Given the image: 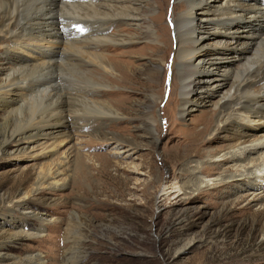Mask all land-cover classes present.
<instances>
[{
  "label": "rangeland",
  "instance_id": "374dc122",
  "mask_svg": "<svg viewBox=\"0 0 264 264\" xmlns=\"http://www.w3.org/2000/svg\"><path fill=\"white\" fill-rule=\"evenodd\" d=\"M143 1L129 3L147 15L141 16L139 28L129 23L114 29L121 37H136L134 43L86 50L131 63L123 83L117 82L119 73L98 69V61L83 67L89 77L62 65L52 72L60 84L49 93L29 96L11 117L0 110V264H264V148L247 151L240 161L231 157H242L246 148L229 147L241 130L264 141V121L236 119L225 133L207 137L203 155L186 147L196 140L205 116L227 101L244 70L264 63V38L251 45L248 62L231 59L223 49L237 40L211 33L201 51L196 41L193 59L206 60L217 50L228 59H214V65L232 74L213 72L210 85H219L217 92L208 98L197 93L200 104L181 117V78L173 66L176 41L169 32L173 6L180 1ZM17 2L24 15L33 12V0ZM199 12L195 9L194 19ZM241 35L238 41H251L246 31ZM65 42L40 53L13 45L8 57L0 47V67L20 62L23 67L53 50L61 57L74 54ZM156 46L162 49L154 52ZM151 71L158 76L155 81ZM91 81L122 94L121 107L116 103L122 116L105 127L107 140L96 133L85 137L81 131L87 129L72 127L67 134L23 140L18 147L10 132L45 112L49 94L68 100L74 89L91 90ZM173 82L178 105L169 126ZM112 95L105 91L98 102ZM41 226L45 231L39 234Z\"/></svg>",
  "mask_w": 264,
  "mask_h": 264
},
{
  "label": "bare ground",
  "instance_id": "6f19581e",
  "mask_svg": "<svg viewBox=\"0 0 264 264\" xmlns=\"http://www.w3.org/2000/svg\"><path fill=\"white\" fill-rule=\"evenodd\" d=\"M132 1H136L135 4L144 3L143 0H33L35 3L33 12L30 15H24L23 4L18 3L17 0H0V47L5 48L3 50L5 57L11 54L9 48L13 45L23 47L33 53H40L43 49H51L62 43V40H66L65 44L75 51L74 54L61 57L63 53L53 50L50 53L41 54L37 61L23 67H21L22 62L14 66L0 67V110L3 114L11 117L18 112L26 98L49 93L53 85L60 84V77L52 72L62 65L78 69L89 77L90 70L83 67L93 65L98 61V69L102 72L107 69L119 73L117 82L123 83L129 76L127 67L131 63L110 59L109 56L104 58L97 54L98 52L95 53L96 51L89 53L86 50L90 47L95 50L106 47L110 51L108 47L111 45L112 47L127 45L136 41L134 36L121 37V32L118 34L114 31L129 23L136 28L142 25L139 22L141 16L147 15L132 8L129 5ZM179 1L173 6L170 19L172 28L169 32L174 33L176 41L173 66L181 78L182 99L179 103L181 117H185L194 104H200L198 103L200 97L197 93H203L208 98L217 92L219 85H210V75L213 72L222 73L223 76L232 74L230 69L214 65L212 61L214 59L220 60L221 63L224 59H228V57L225 58V54L222 55L217 50L208 53L206 60L193 59L191 54L196 41L200 42L197 50L201 51L206 46L205 37L210 38L211 33L237 40L234 47L226 45L223 49L231 55V59L248 62V55L252 52L251 45L264 38V0ZM195 9H199L200 12L199 16L194 19ZM68 13H74V16L70 17ZM155 18H158L157 15L148 17L150 20H155ZM245 31L251 41L247 43L238 41L243 35L241 33ZM166 45V50H170L169 53H171L173 43L168 42ZM154 49V52H158L162 48L156 46ZM33 73L36 76H33ZM150 78L152 81L158 78L155 71H151ZM91 84L93 87L91 90L74 89L68 100L49 94L51 102L45 112L40 113L29 126L10 132L12 139L19 145L18 147L23 140L39 136L46 138L59 133L60 135L67 134L72 127L76 132L80 128L87 129V131H81L85 137H96V133L98 134L96 138L107 140L108 134L105 127L122 116V110L116 106L122 94L112 91L110 85H102L95 81H91ZM19 90L22 92L18 93ZM176 90V83L173 82L172 95L168 104L169 113L166 115L168 120L170 119L169 126L174 123L173 110L178 105L176 104L178 100L175 101ZM105 91L115 96L104 103L98 102ZM13 94H17V97L13 98ZM65 95L68 96V93ZM224 99L227 101L216 106L215 114H207L206 118L204 117V126L197 132L196 140L187 142V150L193 152L195 149L194 152L203 155L205 149L201 145L207 137L210 135L216 137L220 133H225L235 126L236 119H240V122L252 123L264 121V63L254 71L251 68L245 69L243 77L232 86ZM118 106L121 107V104L119 103ZM87 107L92 112L86 113L85 111L89 109ZM232 115L235 117L231 118ZM172 130L173 128L169 129L170 133ZM257 137L259 136L239 131L229 147L236 149L244 146L246 150L241 151L243 152L242 157L232 156L231 159L241 161L247 157L245 154L247 151L254 152L264 148V141L259 142ZM250 143L251 148H248L247 145ZM23 210L25 212L26 207ZM27 214L34 215L35 212L27 209ZM44 231L43 226L38 229L39 234Z\"/></svg>",
  "mask_w": 264,
  "mask_h": 264
}]
</instances>
